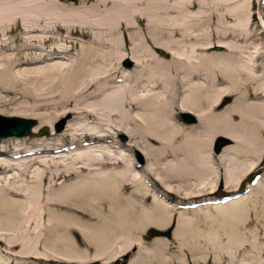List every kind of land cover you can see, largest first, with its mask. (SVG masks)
Masks as SVG:
<instances>
[{"label": "bare ground", "instance_id": "1", "mask_svg": "<svg viewBox=\"0 0 264 264\" xmlns=\"http://www.w3.org/2000/svg\"><path fill=\"white\" fill-rule=\"evenodd\" d=\"M243 1L223 15L221 0H0V91L12 95L0 96V114L35 120L30 135H13L15 120L0 116V264H114L123 254V264H264V186L253 217L248 195L191 199L217 181L235 189L264 156L261 50L240 44L253 14ZM231 17L232 29L218 28ZM216 46L224 52L208 51ZM16 95L31 112L1 108ZM234 114L250 120L247 134ZM220 135L232 142L214 154ZM149 227L158 234L146 240Z\"/></svg>", "mask_w": 264, "mask_h": 264}, {"label": "rangeland", "instance_id": "2", "mask_svg": "<svg viewBox=\"0 0 264 264\" xmlns=\"http://www.w3.org/2000/svg\"><path fill=\"white\" fill-rule=\"evenodd\" d=\"M251 2V12L253 13L252 16H251V20H250V31H251V37L249 40H247L246 42H243V40L240 42V44L242 45H245L247 47H253L254 46V43H258L259 44V49L261 50V54L260 56H258L257 58V62H258V65H256V67H258V71L257 73L259 74L258 75V82L260 84H262V81L260 79H264V33L263 32H260L259 33V22H260V18H259V13L261 14L262 18L264 19V0H250ZM237 0H221V13L224 15V14H229L230 12V9H232L233 5L236 4ZM244 2V6H245V0L243 1ZM214 24H215V21L212 22V25L214 27ZM218 28L221 27V30L224 29V28H228L230 27V29H232L234 26H235V23H234V19L233 17H231V19H225V20H221V25H217ZM224 38L223 36L221 37V39ZM218 38H214L213 37V42H215ZM16 42V41H15ZM133 42L136 44L138 43V41L135 39L133 40ZM50 42H46L45 45L47 46ZM74 45V44H73ZM128 47V46H127ZM218 47V48H217ZM74 48V47H73ZM159 49H155L156 53L159 54V55H164L166 54L163 50H159ZM215 50H218V51H221V52H224V48H222L221 46H216V47H210L208 49L209 52H212V51H215ZM124 52H126L124 50ZM125 59L128 60L130 63L129 65H132V62L130 61L129 58H121L119 60V63L125 67H128L129 65L125 64ZM130 67V66H129ZM263 72V74H262ZM218 83L219 84L218 86H221V88L223 87H226V86H229L230 83L228 82V80H226L225 78H223L222 76H218ZM263 84H264V80H263ZM255 85V83H249V84H245L244 82L242 83V86H241V89L243 90H247L248 93H254L252 88L253 86ZM246 86V88H245ZM0 96L2 97H5V99H8V97L12 96V95H9L8 93H5L3 91H0ZM223 96H227L229 99L227 101V103H229L230 101L232 102V100L236 97H239L238 95V91L236 92V90H233L232 92H228V93H225L223 94L222 96L219 97L218 101L220 104V100ZM15 102H13L12 104H9V105H6V106H1V108H3L4 110H6L8 113L10 111L13 110V108H18L19 110H22L24 111L25 113H28L29 111L31 112V110L29 109V103H28V99L24 98V97H19V95H16L15 96ZM258 100L259 98H256V97H243L242 100L248 102V101H254V100ZM222 107V105H220V108ZM2 115H6V114H2ZM177 119L183 123H187V124H190V123H194L192 121H185L183 120V118L181 117L180 113L177 114ZM59 122L61 121H54L53 122V127H55L56 129H60L62 127V123L60 125V127H58V124ZM232 122L234 124L236 123H241L242 125V130L243 132L245 131V133L247 134V128L250 127V120H245L244 122L241 121V118H239L237 115H232ZM221 124H222V121H221ZM45 128L42 132L39 133V129L41 128ZM249 130V129H248ZM32 132V131H31ZM31 132L29 131L28 135L31 134ZM47 132V127L46 126H39L36 130V133L38 135H44L45 133ZM27 135V136H28ZM1 139V138H0ZM249 141V139H245L242 140L241 142L242 143H245ZM232 141H230L231 143ZM213 147V142L211 141V144H210V150L215 154L214 150L212 149ZM139 154V153H138ZM133 155V154H132ZM134 156H135V153H134ZM236 159L238 161H242V162H249L251 160H254V157L253 156H241V155H238V157H236ZM141 157L140 159L138 158V161H141ZM255 160L257 161H254L255 163H257L258 165L253 168L248 174L247 176L240 182L237 183L235 189H227L224 187V184L221 185L220 182L217 181V183L215 184V188L216 190L213 192V193H209V194H205V196H200V197H191L192 200H195L198 201V199H203L204 198H207V199H218L220 197H223L225 195H233L235 193H239L237 196L240 197L242 195H248L250 199L254 200V203L253 204H250L249 200L247 202H249L248 204V212L247 214L251 215L252 217L254 216V211L255 210H259L260 208V199L262 198V195L261 193L258 191V187L259 186H264V156L263 157H259V158H256ZM236 196V197H237ZM217 197V198H215ZM227 198H235L234 196H229ZM181 199V198H180ZM191 199H181L182 201L183 200H191ZM252 206V207H251ZM261 221V220H260ZM260 221H253L252 223L248 224L246 226V229H245V232L246 233H249L250 234V231H254L256 229V225H258L260 223ZM157 230L154 228V227H149V229L147 230L146 234H145V239L148 240L150 238H152L153 236H156L158 233L156 232ZM227 244V239L225 238V236L223 234H221V245H226ZM88 250V249H87ZM89 253L87 254V259L90 260L89 258L92 256V254L90 253L91 250L89 249L88 250ZM235 254L234 251H232L231 254ZM236 255V254H235ZM126 255H121L119 256L118 260L119 262L118 263H114V264H123V260L125 259ZM187 258L188 255L186 256ZM235 260H239L242 259L240 254L236 255V257L234 256ZM223 260L221 261L220 264H227L228 260L222 258ZM264 259V257H263ZM100 260H90V261H87L85 263H81V264H101L99 263ZM190 264H213L210 260H207L206 262H203V261H197V262H193V261H189ZM73 264V263H71Z\"/></svg>", "mask_w": 264, "mask_h": 264}, {"label": "water", "instance_id": "3", "mask_svg": "<svg viewBox=\"0 0 264 264\" xmlns=\"http://www.w3.org/2000/svg\"><path fill=\"white\" fill-rule=\"evenodd\" d=\"M124 63L129 65L130 62L125 59ZM228 99L229 98L227 96H223L220 100V105L227 103ZM181 114L180 115L184 120H187V121L194 120V117L187 112H182ZM0 116L15 120V122L11 124V126L8 129H6L7 134L26 135L31 130L35 122V120L31 117H24V116H17V115H2V114H0ZM60 125H61V122H59L58 127H60ZM44 129L45 128L39 129V133L42 132ZM227 143H230V138L226 136H222V135L217 136L212 149L214 150V152H218L220 150V147ZM138 158L140 159L139 154H138Z\"/></svg>", "mask_w": 264, "mask_h": 264}, {"label": "flooded vegetation", "instance_id": "4", "mask_svg": "<svg viewBox=\"0 0 264 264\" xmlns=\"http://www.w3.org/2000/svg\"><path fill=\"white\" fill-rule=\"evenodd\" d=\"M100 263V262H99Z\"/></svg>", "mask_w": 264, "mask_h": 264}]
</instances>
